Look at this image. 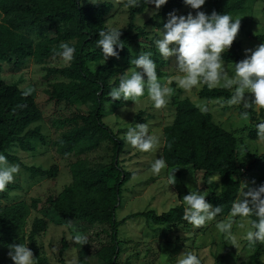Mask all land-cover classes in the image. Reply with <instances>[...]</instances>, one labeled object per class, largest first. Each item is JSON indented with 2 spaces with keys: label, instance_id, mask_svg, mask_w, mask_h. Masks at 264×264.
Listing matches in <instances>:
<instances>
[{
  "label": "trees",
  "instance_id": "16d2710c",
  "mask_svg": "<svg viewBox=\"0 0 264 264\" xmlns=\"http://www.w3.org/2000/svg\"><path fill=\"white\" fill-rule=\"evenodd\" d=\"M247 1L205 0L199 11H205V14L213 11L217 14L227 13L234 18L245 11ZM90 3L88 0H0V153L10 163L18 162L11 155L15 149L30 154L36 150L37 142L43 141L39 128H32L40 121L41 113L24 87L27 80L22 75L7 80L3 76V66L18 68L30 59L37 63L56 60L60 58L57 53L61 51V44L67 43L74 47L71 63L44 67L43 81L48 83L47 101L56 113L59 106L65 110L58 113L53 121L55 129L60 132L53 146L59 156L80 157L96 149L102 141L109 142L113 152L110 170L116 173V177L114 184L108 186V176L101 169L89 167L77 158L69 168L72 183L59 193L50 191L43 201V207L64 220L79 223L86 255L96 264H131L129 256L123 257L127 252L128 241L124 239L126 233L120 229L127 220L141 218L148 228L156 227L157 230L162 227H166L165 230L188 228L190 225L182 218V204L161 214L149 210L116 220V211L121 205V193L129 181V173L120 166L119 161L123 140L118 138V132L122 130L113 132L103 122V116L108 113L109 107L123 103L111 102L108 96L111 88L118 85L123 72L117 66L118 58L109 57L104 64H99L102 53L96 41L100 38V31L109 29L106 22L114 12L124 11L127 24L121 30L120 40L124 48L119 50V58H129V47L140 39L147 40L146 27L150 25L162 29L164 23L157 21L168 17L170 12L175 11L177 14L185 5L183 0H168L143 27H136L137 17L153 7L147 5L145 0H138L137 6L132 7L125 6L128 0H121L117 5L96 0L95 5ZM30 33L39 38V42L34 44L28 36ZM253 39L264 43V34L254 36ZM240 52L241 47L235 37L230 48L222 54L224 64L239 62ZM154 62L160 68L167 64V61ZM90 65L96 67L91 69ZM157 76H161L159 71ZM174 87L172 84L168 103L161 109L165 122L162 128L161 158L165 160L168 169L191 170L195 184L199 185L196 190L205 196L212 207H221L222 211L216 218H225L237 200L244 178L249 176L255 188L264 184V154L250 156L252 161L249 164L242 162L239 158L241 146L238 139L215 125L211 116L200 111L188 98L179 99L181 93ZM230 95L229 90L202 87L198 98L206 101L228 100ZM249 111L250 120L257 125L259 122L254 109ZM140 117L141 113H138L136 119L143 123ZM260 117L264 118V110L260 111ZM256 137L255 126L248 133V139L253 141ZM244 148L248 153L247 148ZM24 169L31 179L56 176L55 166L43 169L32 165ZM213 176H219L216 182H210ZM18 189L9 184L4 192H0V264H12L7 256L8 245L15 243L27 244L37 264H49L35 242V238L44 232L45 222L34 219L32 230L26 237L18 233L28 212V207L14 201V193ZM39 202L34 200L30 208L35 210ZM64 248L66 245H63ZM263 253V243L253 247V264H263ZM219 261L216 263L220 264Z\"/></svg>",
  "mask_w": 264,
  "mask_h": 264
},
{
  "label": "rangeland",
  "instance_id": "374dc122",
  "mask_svg": "<svg viewBox=\"0 0 264 264\" xmlns=\"http://www.w3.org/2000/svg\"><path fill=\"white\" fill-rule=\"evenodd\" d=\"M111 2L117 5L121 0H96V2ZM245 11L238 14L234 19H240L236 41L240 44L241 52L239 54L240 61L245 58V50H255L261 43L255 41L254 36L264 34V0L254 2L248 0L245 4ZM201 9V8H200ZM188 6H184L176 14L177 16L188 15L191 13L195 16V12ZM155 11V13H153ZM159 11V10H158ZM158 11L154 6L148 8L145 12L135 20L136 27H143L145 22ZM205 13V11H203ZM168 17H164L157 22L166 23ZM127 24V15L124 11L114 12L107 22L106 26L124 30ZM147 40L140 39L129 47V58H118L117 66L124 73L127 69L131 70L134 66L132 59L138 58L139 54L144 52H152L154 61H167V64L157 71L161 73V83L167 87L173 84L175 89L181 93L179 99L188 98L200 110L202 106H207L208 113L212 122L221 129L232 133L239 142V158L245 164H249L252 155L264 154V140L256 137L251 141L248 139V133L255 129L256 123L241 115L243 109L239 106L229 105L228 100L206 101L198 98L201 90H194L192 93H186L178 87L174 77L178 74L175 70L174 58L165 60L161 58L157 52L154 41L159 38V29L152 26L146 27ZM33 43L39 42L33 33L28 34ZM150 39V41H148ZM250 54V53H249ZM61 58L49 60L47 62L37 63L30 59L24 65L13 68L11 65L3 66V76L8 80L11 77L17 78L22 75L27 80L24 86L26 91L32 96L38 110L41 113V119L32 128L38 127L43 141L37 142L36 150L30 154L22 153L15 149L13 155L18 162L11 163L20 166V172L17 174L13 185L19 189L14 193L16 203H22L28 207L27 217L24 225L18 230L19 235L25 237L31 232L34 219H42L45 222L44 232L35 238L37 246L42 250V255L47 259L49 264H96L95 261L86 255L85 243L82 241L79 232V223L68 221L60 218L56 213L43 207V201L50 191L61 192L64 187L72 183L70 174V165L77 161L89 167H98L102 173L108 176L107 184L112 186L116 173L110 170L111 157L113 155L112 147L109 142L102 141L96 149L83 154L82 156H59L55 152L54 142L59 138V130H56L53 124L58 113L65 111L62 106L57 108V113L52 105L48 103L46 90L48 86L43 77L45 75L44 67L65 66ZM96 65H90L94 69ZM226 70L231 74L233 64H225ZM52 82V81H51ZM250 100L251 94H246ZM124 107L126 110L122 111ZM201 111V110H200ZM261 110H255L257 121L264 120L260 117ZM141 113L143 123L149 125V134L158 135L160 144L158 151L152 154L143 153L127 144L124 140V134L138 122L136 116ZM103 122L113 131L118 132V138L123 140V149L119 157L120 166L129 173V181L123 187L121 193V205L116 211V220L145 211H154L156 214L167 212L179 204L189 190H196L199 187L195 184L191 170L188 169H168L163 168L159 173H153L151 165L155 158H161L162 147V128L165 124L161 109L152 106L147 96L140 99L139 102L125 101L123 105H113L109 107L108 113L103 116ZM124 127V128H122ZM66 129V127H65ZM246 147L248 153L244 150ZM41 166L43 169L56 167V176L54 178L47 177L45 179L30 178L29 173L24 167ZM174 181L173 184H171ZM171 184V185H170ZM245 185L244 189L239 193L237 201L244 199L243 193L250 189H255L254 182L248 176L242 180ZM192 188V189H190ZM34 200L40 201L35 210L31 209ZM13 202V201H12ZM12 202L10 204H12ZM185 207V205H184ZM229 215L225 218H215L208 222L203 228L193 230L192 226L188 228L174 227L157 230L156 227L151 229L147 227L144 219L134 218L127 220L121 230L126 233L124 236L128 243L126 244L127 252L124 254L130 257L131 264H175V258L183 251H192L198 255L203 264H253L251 256L253 254V246H249L246 242H241V246L235 248L226 241L221 233L215 227L217 221L227 222ZM233 225V233L239 239L245 232ZM120 234H122L120 232ZM264 244V243H263ZM63 245L66 248L63 249ZM147 252V253H146ZM134 254H137L134 257ZM264 264V253L261 257Z\"/></svg>",
  "mask_w": 264,
  "mask_h": 264
},
{
  "label": "clouds",
  "instance_id": "9594fccd",
  "mask_svg": "<svg viewBox=\"0 0 264 264\" xmlns=\"http://www.w3.org/2000/svg\"><path fill=\"white\" fill-rule=\"evenodd\" d=\"M167 2L168 0H145V3L153 5L156 11ZM90 4L95 5V0ZM137 4L138 0H128L125 6L132 7ZM183 4L192 10H198L205 4V0H183ZM239 24L240 19H234L227 13L217 14L213 11L211 14H205L203 11H196L195 16L191 13L187 16H177L173 11L168 13L167 21L162 29H159V38L154 43L161 58H174L175 70L178 73L174 79L179 88L186 93H192L201 87L229 90L231 95L228 104L239 106L243 109L241 115L248 118L250 109L264 110V43L255 50L246 49L245 58L233 64L229 74L222 54L232 45ZM98 36L100 38L96 44L102 53L99 64H104L109 57L119 58V50L124 48L120 40L121 29L112 27L102 30ZM60 48L61 51L57 55L65 64L71 63L75 48L67 43L61 44ZM152 57L153 53L149 51L131 60L134 67L121 74L118 85L112 87L108 93L111 102H139L147 96L156 109L167 105L172 89L161 83ZM246 94H251L250 100ZM121 110L126 108L122 107ZM200 110L207 112L208 108L205 105ZM256 129L258 139L264 140V121L257 123ZM124 140L134 149L149 154L157 152L160 144L159 136L149 134V125L146 123H137L129 128L124 134ZM165 167L163 158H155L151 170L153 173H159ZM19 172L20 166L10 163L8 158L0 153V192H4L6 187L14 182ZM218 178L219 176H213L210 182H216ZM173 183L174 181L171 184ZM244 187L245 185L241 184L240 192ZM243 196L244 199L233 202L227 222L217 221L215 224L218 232L235 248L240 247L241 242L253 247L264 243V184L244 192ZM182 203L185 205L182 218L193 230L203 228L222 211L220 206L212 207L199 190H189ZM234 224L240 229H245L247 225L239 239L233 233ZM7 256L12 264H37L27 244L8 245ZM175 264L203 262L189 250L178 255Z\"/></svg>",
  "mask_w": 264,
  "mask_h": 264
}]
</instances>
